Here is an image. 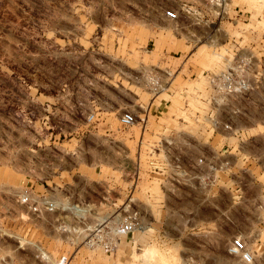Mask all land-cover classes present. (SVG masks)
<instances>
[{"label": "rangeland", "instance_id": "374dc122", "mask_svg": "<svg viewBox=\"0 0 264 264\" xmlns=\"http://www.w3.org/2000/svg\"><path fill=\"white\" fill-rule=\"evenodd\" d=\"M0 159V264H264V0H0Z\"/></svg>", "mask_w": 264, "mask_h": 264}, {"label": "built area", "instance_id": "2783aa9c", "mask_svg": "<svg viewBox=\"0 0 264 264\" xmlns=\"http://www.w3.org/2000/svg\"><path fill=\"white\" fill-rule=\"evenodd\" d=\"M216 1L220 2V4L222 3V0H212V3ZM166 15L168 19H170L171 21L178 20V14L174 11H168ZM231 80H232L231 74L229 75L223 74L222 78L219 77L212 78L211 82L214 84L219 82H224L226 84H229V86L230 85L232 86ZM217 90L219 92H225V91L237 92L240 89H217ZM120 123L123 128H130L137 123V117L133 113L125 112L120 117ZM175 160H176L175 170H178L180 169V164L177 159ZM19 200L21 205L28 207V209L34 213L35 212L41 213V210H44L45 212L53 211L54 209L53 204L45 199L40 201L41 208L38 207L39 203L35 199H32L31 196H26ZM139 229H140L139 218L137 214H133L130 215L129 218L124 222L115 225L113 229H110V232L109 231L106 232L105 229L103 228L97 230L98 233L95 234V236L91 239L90 243L92 245L100 244L102 246L103 251L106 254L114 255L118 250V245L120 244V242L118 243L117 241H121L120 238H128L130 235L134 234ZM109 234H111V236H109ZM228 251L230 255L238 257L244 263H252V261L254 260L253 251L249 246L248 242L243 238V236L233 238L228 248ZM1 262H2L1 264H3L5 262L4 259H1ZM67 262L68 259L64 257L62 258L60 264H66Z\"/></svg>", "mask_w": 264, "mask_h": 264}, {"label": "crops", "instance_id": "0c3cea01", "mask_svg": "<svg viewBox=\"0 0 264 264\" xmlns=\"http://www.w3.org/2000/svg\"><path fill=\"white\" fill-rule=\"evenodd\" d=\"M146 75H147V73H142V75L141 76H138V77H136L135 78V80L137 81V79H138V82H140V84H141V87H143L145 84H146ZM135 81L132 79V83H134ZM180 156H181V158L184 160V157H183V153L181 154H179ZM180 165H182V167H180V169H178V171L179 172H185L186 171V168H185V165H184V163H183V161H181V164ZM3 166V164H2V160L0 159V168ZM167 170V169H166ZM164 172V171H163Z\"/></svg>", "mask_w": 264, "mask_h": 264}]
</instances>
